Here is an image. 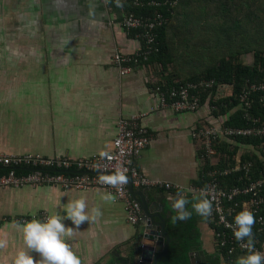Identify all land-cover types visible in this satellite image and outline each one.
<instances>
[{
	"label": "crops",
	"instance_id": "obj_1",
	"mask_svg": "<svg viewBox=\"0 0 264 264\" xmlns=\"http://www.w3.org/2000/svg\"><path fill=\"white\" fill-rule=\"evenodd\" d=\"M123 5L103 0H0V55L7 54L6 60L0 59V154L90 158L112 149L121 118L144 113L142 123L153 138L136 162L149 178L175 187H142V192L152 201L160 200L171 221L178 190H185L191 201L187 189L202 185L213 168L224 169L217 166L219 151L213 162L205 158L194 130L226 125L232 110L215 114L209 99L196 111L158 108L154 88L160 84H155L168 83L172 76L156 60L122 74L114 54L134 53L143 45L123 26L122 18L130 11ZM231 89L219 87L215 98L229 96ZM251 150L252 145L239 144L237 164L231 167L240 166L241 157ZM207 162L211 166L205 170ZM104 194H109L104 188L0 186V239L7 241L0 260L25 248L15 227L18 217L42 212L64 217L67 202L82 198L89 214L95 206L102 215L82 223L67 241L81 264H126L138 224L128 221L125 201L105 202ZM187 207L192 210L191 203ZM62 222L75 227L69 219ZM196 228L202 250L214 254L218 240L210 219L199 216Z\"/></svg>",
	"mask_w": 264,
	"mask_h": 264
},
{
	"label": "built area",
	"instance_id": "obj_2",
	"mask_svg": "<svg viewBox=\"0 0 264 264\" xmlns=\"http://www.w3.org/2000/svg\"><path fill=\"white\" fill-rule=\"evenodd\" d=\"M105 1V0H103ZM115 2V0H110ZM123 4L130 3V0H122ZM177 0H150L146 3L141 0H133L136 6L165 7L167 11L158 10L149 14H137L128 11L122 18V24L128 31H135L142 40V47L134 53L116 52L113 62L119 67L122 74L130 73L138 65L146 63L151 56L160 52V41L158 30L165 25L170 15L174 13L173 8L177 5ZM217 84L215 79H202L197 82L178 83L167 88L157 85L154 92L158 98V108H172L175 111H196L202 106V92L212 89ZM223 85H220L221 87ZM254 94L260 95V100L264 101V79L259 82H251L245 86L240 94L241 104L246 109L245 118L252 121L248 126H218L210 124L194 130L195 138L201 140L205 150V158L214 161L218 154L216 141L224 139L232 140L234 137H260L264 138V122L253 117L249 112L253 105ZM216 106H212L214 110ZM146 114H134L123 117L119 120L118 131L113 140L111 150L95 154L90 158L68 159V158H46L41 155H5L0 154V164L4 166H26L29 172L18 175L12 169L8 174L0 176V186H16L50 184L63 188H104L112 194L116 200L125 201V209L128 221L131 224H139L142 216L141 205L136 201L129 189V181L119 188L99 182V173L111 174L117 169L126 176H130L135 187H157L163 186L168 190L175 186L166 181L149 178L138 166L136 159L141 152L151 143L153 134L142 123V118ZM252 162L242 163L237 167H227L224 169L213 168L209 172L208 179L202 185L192 186L193 191L199 192L204 189L208 193V198L213 202V211L210 221L217 225L215 229L216 238L220 247H229V253L240 251L243 255L246 250L240 246L231 228L227 224L233 223L235 214L242 207L249 208L255 216L253 226L255 249L264 253V245H259L260 234L264 233V170L261 176L253 179ZM215 166V165H214ZM56 169V170H55ZM75 170V172H71ZM242 171V184L232 187L222 185L221 179L233 172ZM31 217V218H30ZM48 215L45 212L33 216L18 217V221H26L32 218L44 220ZM246 242V241H245Z\"/></svg>",
	"mask_w": 264,
	"mask_h": 264
},
{
	"label": "trees",
	"instance_id": "obj_3",
	"mask_svg": "<svg viewBox=\"0 0 264 264\" xmlns=\"http://www.w3.org/2000/svg\"><path fill=\"white\" fill-rule=\"evenodd\" d=\"M141 1L146 3L150 0ZM177 1L169 21L158 30L160 52L150 58L160 63L164 70H169L168 77H172L168 83L159 80L155 85L167 88L178 83L215 79L217 84L202 92V104L209 99L211 105L216 106L213 110L215 114L232 110L226 125L252 124V121L245 118L247 111L241 104L240 94L249 83L264 79V0ZM125 5L137 14L158 10L169 13L168 6H136L133 0ZM132 33L137 34L135 31ZM249 53L254 54L253 64L244 61V55ZM220 85H231L232 91L229 96L216 99ZM249 113L261 123L264 122V101L260 100L259 94H254ZM233 141L221 138L216 141L221 156L217 166L227 168L236 165L235 156L239 144L252 145L254 150L244 154L241 162H252V178L260 177L264 170V138L240 136L234 137ZM209 163H206L205 170L210 168ZM12 169L18 175L30 171L26 166L0 164V176L8 174ZM242 176L245 178L242 171L233 172L223 177L221 183L225 187L239 185L243 183ZM198 217L194 212L188 220L176 223L170 221L169 231L174 240L160 264H236L237 258L243 256L240 251L229 253V247H220L219 243L214 254L205 253L196 228ZM211 225L218 230L215 223L211 222ZM260 239L259 245L263 246L264 233L260 234ZM192 251L196 254L195 260L191 258Z\"/></svg>",
	"mask_w": 264,
	"mask_h": 264
},
{
	"label": "clouds",
	"instance_id": "obj_4",
	"mask_svg": "<svg viewBox=\"0 0 264 264\" xmlns=\"http://www.w3.org/2000/svg\"><path fill=\"white\" fill-rule=\"evenodd\" d=\"M110 0H105L109 3ZM116 7L122 8V0H115ZM99 182L119 188L127 183V176L119 169L111 174H100ZM192 192L191 201L185 196V190H178L172 199V210L175 215L172 222L185 221L191 218L194 211L202 218L209 219L212 216L213 202L208 198L206 190ZM105 202H114L112 194H104L101 197ZM191 203L192 210L187 207ZM66 216L49 215L44 220L31 219L24 222H16L17 231L22 233L25 248L19 249L6 260H0V264H81L80 258L72 250L67 242L76 234V230L84 222H95L102 212L99 207H92L90 214L88 205L82 198L69 200L65 206ZM69 219L75 227L66 226L62 221ZM255 224L254 213L242 207L235 216L233 223L226 226L231 228L235 239L246 250L244 256L238 257L236 264H264V253L255 249L253 226ZM246 241V242H245ZM7 246L5 239H0V249ZM33 253L36 255L34 256ZM38 257V259H37Z\"/></svg>",
	"mask_w": 264,
	"mask_h": 264
},
{
	"label": "water",
	"instance_id": "obj_5",
	"mask_svg": "<svg viewBox=\"0 0 264 264\" xmlns=\"http://www.w3.org/2000/svg\"><path fill=\"white\" fill-rule=\"evenodd\" d=\"M97 172L104 174L99 171L92 173ZM127 179L131 195L141 205L142 216L135 239L129 245L130 251L125 262L126 264H160V260L168 254L174 240L169 231V212L160 200L152 201L151 195H144L142 188L135 187L130 176H127ZM190 255L193 260L196 259L195 252L192 251Z\"/></svg>",
	"mask_w": 264,
	"mask_h": 264
},
{
	"label": "rangeland",
	"instance_id": "obj_6",
	"mask_svg": "<svg viewBox=\"0 0 264 264\" xmlns=\"http://www.w3.org/2000/svg\"><path fill=\"white\" fill-rule=\"evenodd\" d=\"M243 58H244V61H245L247 64H253V63H254V54H253V53L246 54V55H244ZM0 59H1L2 61L6 60V59H7V54L4 53V56H3V54L0 55ZM231 91H232V89L229 90L230 93H231Z\"/></svg>",
	"mask_w": 264,
	"mask_h": 264
}]
</instances>
